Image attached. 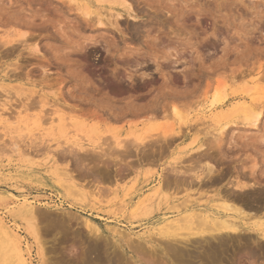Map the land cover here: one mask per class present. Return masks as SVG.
<instances>
[{
	"label": "rangeland",
	"instance_id": "obj_1",
	"mask_svg": "<svg viewBox=\"0 0 264 264\" xmlns=\"http://www.w3.org/2000/svg\"><path fill=\"white\" fill-rule=\"evenodd\" d=\"M72 1L0 0V216L32 264H108L105 247L133 264H264L254 227L214 239L175 219L217 215L218 196L264 216V0ZM239 106L261 107L255 127Z\"/></svg>",
	"mask_w": 264,
	"mask_h": 264
},
{
	"label": "bare ground",
	"instance_id": "obj_2",
	"mask_svg": "<svg viewBox=\"0 0 264 264\" xmlns=\"http://www.w3.org/2000/svg\"><path fill=\"white\" fill-rule=\"evenodd\" d=\"M69 1H72V0H69ZM98 1H105V2H108V3H111V2H113V3H115V4H120V5H122L123 7H125L126 8V10L125 11H127V10H130L129 8H130V5L127 3V0H98ZM72 2H76V1H72ZM78 4V3H77ZM80 6V8H82V13H84L83 15H87L88 17H89V15L94 11V10H89L88 9V7L86 6V5H84L83 7L81 6V4L79 5ZM119 6V5H118ZM77 8V7H76ZM124 8V9H125ZM123 9V10H124ZM96 11V10H95ZM118 13V12H117ZM94 14V13H93ZM120 14V13H119ZM118 15V14H117ZM96 16H97V14H96ZM97 19V18H96ZM100 22V21H99ZM100 23H103V22H100ZM24 36V35H23ZM260 86V85H259ZM260 88H262L263 89V87H261L260 86ZM256 89H258V87L256 88ZM260 90V89H259ZM263 92V91H262ZM226 94H225V92H224V89L223 88H215L214 90H213V92H212V94H211V97H210V100H209V105L210 106H214V107H219L220 109L222 108V106L224 105V103H225V101H226ZM254 96V95H253ZM252 96V97H253ZM259 96H260V94H259ZM262 97L264 96L263 94L261 95ZM256 98V97H255ZM259 98V97H258ZM261 98V97H260ZM259 98V99H260ZM251 101V100H250ZM249 100H248V102H250ZM248 102H246V101H244V102H242L241 101V104L242 105H246L245 106V108L248 106L249 107V105L250 104H248ZM238 103V102H237ZM240 104V105H241ZM233 106H235V105H233ZM254 106V105H253ZM261 106V105H260ZM240 107V106H239ZM255 107V106H254ZM241 108V107H240ZM251 108V107H250ZM249 108V109H250ZM238 109V108H237ZM243 111L245 110H247V109H243V108H241ZM248 109V110H249ZM260 110H256V111H252V108L250 109L251 110V112L250 111H246L247 113L249 112V115L247 116H244L245 118V121H246V123L248 124V125H251V126H253V127H255L257 124H258V122H259V120H260V118H262L261 117V115H262V112H261V107L259 108ZM253 110H255V109H253ZM53 111V110H52ZM219 111V110H218ZM236 111V110H235ZM229 112V111H228ZM245 112V113H246ZM233 113V112H232ZM1 114H3V112H1L0 113V116H1ZM230 114V113H229ZM4 115V114H3ZM9 118V117H8ZM54 119V118H53ZM53 119H51V121H53ZM67 118L66 117H63V116H60V115H58L57 116V120L58 121H61V122H63V121H65ZM69 120H71V119H69ZM61 124H63V123H61ZM68 124V123H67ZM66 125V124H65ZM246 126V125H245ZM130 142V141H129ZM134 142V141H133ZM130 144V143H129ZM134 144V143H133ZM135 146V145H134ZM198 148V147H197ZM49 149V148H48ZM200 150V149H199ZM49 151H51V150H48V153H49ZM90 152V151H89ZM202 152V151H201ZM200 152V153H201ZM198 153V152H197ZM88 155V154H87ZM204 155H205V153H204ZM203 156V155H202ZM85 159V158H84ZM46 160V159H45ZM86 164V163H85ZM207 168H206V177L208 178V175H212V177H214L215 176V174H214V176H213V167H211V166H206ZM212 173V174H211ZM64 174L65 175H68V173H66V172H64ZM176 174H177V172H176ZM203 177H205V176H203ZM206 177L205 178H203V179H206ZM210 177V176H209ZM217 177V176H216ZM202 179V178H201ZM202 179V180H203ZM209 179H211V178H209ZM239 179H241V178H239ZM170 180V179H169ZM174 180H175V178H174ZM214 179H211L209 182H210V185L208 186V187H210V186H213V184H215V185H217L216 184V182L218 181L217 179H215L216 180V182H214L213 181ZM220 180V179H219ZM168 181V180H167ZM170 182H172V181H170ZM203 182V181H202ZM228 182V181H227ZM232 182H234V184H235V186H236V188H238V193H239V190H241V191H243V190H247L248 188H249V186L248 185H250V184H248L247 185V182L245 183L244 181H236V183H235V181H232ZM183 183V182H182ZM204 184L206 183V182H203ZM208 183V182H207ZM206 183V184H207ZM232 184V183H231ZM167 185V184H166ZM233 187H234V185H232ZM251 186V185H250ZM253 187V186H252ZM174 188V187H173ZM211 189H213V187L211 188ZM215 189V188H214ZM227 189V188H226ZM231 189V188H230ZM228 190V189H227ZM250 190V189H249ZM156 191V190H155ZM154 191V192H155ZM218 191H220V190H218ZM224 192V191H223ZM225 192H227V191H225ZM233 192H235L236 193V191H233ZM237 193V194H238ZM243 193H244V191H243ZM246 193V192H245ZM226 194H231L230 193V191L228 192V193H226ZM226 194H223V195H226ZM233 194V193H232ZM236 194V195H237ZM240 194V193H239ZM223 195H221V196H223ZM240 195H242V194H240ZM239 195V196H240ZM14 196V195H13ZM232 196H234V194L232 195ZM239 196H235L234 197V199H237L236 201H239L240 199H241V196L239 197ZM244 195H242V197H243ZM1 197V196H0ZM226 197H228V196H226ZM247 197V196H246ZM245 197V198H246ZM216 198V197H215ZM240 198V199H239ZM245 198H243V199H245ZM197 199V198H196ZM230 199V198H229ZM242 199V200H243ZM210 201H213V200H215V199H213V198H211V199H209ZM227 199H225V196H223V197H220V196H218L217 198H216V202L214 203V204H212L213 205V207H215V208H217V209H219V210H222V212H219V213H216L217 215H215V214H213V215H209V214H206V213H202V211H190V212H187V213H184L183 215H180L178 218L176 217L175 219H179L178 221H180L181 219L183 220V219H187L188 221H193V219L195 220V218H196V220L198 219V221H199V223H210V224H207V225H209L208 227H207V225H206V228H208L207 230H205L207 233H209V236H211V237H214V239H215V236L216 237H219L220 235H228L227 237H229V236H231V235H233V236H235V234H237L238 235V233H240L241 234V232H240V230L242 229V226L243 227H246V228H249V227H254L255 228V230H258V231H260V233L259 234H261V237L263 236L264 237V216L263 215H261V216H259L258 215V219L255 221H252V222H248V221H246L245 219H247V220H249L250 218L252 219L253 217H252V213L254 212H251V210L249 211L251 214H249V212L247 211V210H245L246 208H248V207H246V208H244L243 209V211L244 212H248V214H246V213H244V212H242V208L243 207H237L236 206V203L235 204H233V202H232V200H233V198L231 199V202L232 203H230V200H228V201H226ZM188 201V200H187ZM235 200H234V202H236ZM244 202L246 201V200H243ZM12 203H13V205H11L10 206V208H7L8 210H9V212H11L14 216H16V217H22V215H27V217H25L24 219H23V221L25 222V226H26V229L30 232V233H32V234H36L37 232H36V228H35V226H34V222L32 221V219H33V217H32V215H33V210H34V205H33V201H31V200H29L27 197H21V198H19L18 196H15L14 198H12V201H11ZM241 202V201H240ZM240 202H238V203H240ZM240 205V204H239ZM244 205V204H243ZM245 205H247V204H245ZM250 205V204H249ZM122 206V205H121ZM211 207V206H210ZM245 207V206H244ZM250 208H252V207H250ZM249 208V209H250ZM211 211V210H210ZM38 212V211H37ZM208 212V211H207ZM143 213V212H142ZM141 213V214H142ZM214 213V212H213ZM256 213V212H255ZM140 214V213H139ZM146 214V213H145ZM254 214V213H253ZM257 214H259V213H257ZM72 215V214H71ZM255 215V214H254ZM256 216V215H255ZM254 216V217H255ZM62 217H64V216H62ZM72 217V216H71ZM134 217V216H133ZM52 218V217H51ZM67 218H69V216L67 217ZM49 219V218H48ZM175 219H172V220H175ZM250 219V220H251ZM71 221V220H70ZM75 221V220H74ZM87 222V221H86ZM170 222H171V220H170ZM183 222V221H182ZM187 222V221H186ZM88 224V223H87ZM59 225V224H58ZM12 226V225H11ZM63 226H65L64 224H63ZM89 226V225H88ZM94 226V225H93ZM172 226H174V225H172ZM54 227V226H53ZM66 227V226H65ZM38 228V227H37ZM69 228V227H68ZM88 228V227H87ZM205 228V229H206ZM90 229V228H89ZM193 229V228H192ZM53 230V229H52ZM56 230V229H55ZM60 230V229H59ZM94 230H95V228H94ZM116 230H118V228L116 229ZM198 230H200V231H204L202 228H200V229H198ZM124 231V230H123ZM166 231H168V230H166ZM199 231V232H200ZM244 231H246V230H244ZM116 232V231H115ZM118 232H122V230L120 231H118ZM123 233V232H122ZM164 233V235L166 236V235H168L169 234V232H163ZM183 233V232H182ZM185 233V232H184ZM189 233V232H188ZM243 233V232H242ZM251 233H253V232H251ZM38 234V233H37ZM79 234V233H78ZM92 234V233H91ZM176 234V233H175ZM175 234H171V235H168V237L170 236L171 238H172V240H173V238H175ZM187 234V233H186ZM197 234V233H196ZM238 235L239 237L241 236V235ZM246 234V233H245ZM93 235V234H92ZM119 235V234H118ZM120 235H122V234H120ZM119 235V236H120ZM125 235H127V238L129 239V235L126 233ZM243 235V234H242ZM253 236V235H252ZM222 237H224V236H222ZM222 237H219V238H221L222 239ZM236 237V236H235ZM238 237V238H239ZM248 237V236H247ZM260 237V236H259ZM262 237V238H263ZM226 238V237H225ZM232 238H234V237H232ZM241 238H242V236H241ZM249 238H250V236H249ZM169 239V238H168ZM227 239H229V238H227ZM240 239V238H239ZM252 239V238H251ZM180 242H181V239H178ZM186 240H189V239H186ZM196 240V239H195ZM210 240V239H209ZM163 241V240H162ZM175 241V240H174ZM184 241V240H183ZM211 241V240H210ZM214 241V240H213ZM219 241V240H218ZM125 242V241H124ZM123 242V243H124ZM167 243H168V241H166ZM165 242V243H166ZM188 242V241H187ZM254 242V241H253ZM101 243V242H100ZM170 243V242H169ZM185 243V242H184ZM203 243V242H202ZM219 243H220V241H219ZM94 244V243H93ZM127 242H125V247H127ZM182 244H183V242H182ZM196 244V243H195ZM227 244V243H226ZM249 244V243H248ZM22 239H20V237H18L16 234H15V232L13 231V229H10V226H8L6 223H5V221H4V219L0 216V264H32V261H31V259H30V253H29V251L26 253L25 251H24V249H23V247H22ZM206 245V244H205ZM240 245H242V244H240ZM226 246V245H225ZM230 246V245H229ZM42 247V246H41ZM115 247V246H114ZM113 247V248H114ZM163 247V246H162ZM168 248H167V252H168V250L170 251V248H169V246H167ZM190 247V246H189ZM199 247V246H198ZM203 247V246H202ZM217 247V246H216ZM232 247V246H231ZM129 248V247H128ZM137 248V247H136ZM172 248V247H171ZM182 248V247H181ZM181 248H180V251H181ZM187 248V247H186ZM207 248H210V247H207ZM212 248V247H211ZM210 248V249H211ZM214 248V247H213ZM256 248V247H255ZM101 249H103L102 247H101ZM130 249V248H129ZM131 249H132V247H131ZM154 249V248H153ZM201 249V248H200ZM209 249V250H210ZM243 249V248H242ZM41 250V249H40ZM136 250V249H135ZM177 250V249H176ZM192 250V249H191ZM213 250H215V249H213ZM224 250V249H223ZM244 250V249H243ZM247 250V249H246ZM87 251V250H86ZM112 251V250H111ZM183 251V250H182ZM212 251V249L209 251V252H211ZM217 250H215V252H216ZM219 251V250H218ZM251 251V250H250ZM91 252V251H90ZM102 252V251H101ZM114 251H112L110 254H109V252H108V248L107 247H105L104 249H103V253L104 254H106V256L105 257H103L105 260H107V262H108V264H133L132 263V261H130V260H125V259H121V258H119V255H117L116 256V252H115V254L113 253ZM176 252V251H175ZM177 252H179V250L177 251ZM202 252V251H201ZM223 252V251H222ZM254 252V251H253ZM129 253H130V251H129ZM171 253V252H170ZM169 253V254H170ZM179 253H181V252H179ZM179 253H177V254H179ZM200 253V252H199ZM246 253V252H245ZM97 254H98V250H97ZM100 254V253H99ZM112 254V255H111ZM135 254H137V252L135 253ZM135 254H131L130 253V259H132L133 260V262L135 263V262H142V264H148L149 262H148V260L146 259V261H145V258H143V255H142V257L141 258H138L137 256H140V255H135ZM143 254V253H142ZM147 254V253H146ZM159 254V253H158ZM164 254V253H163ZM172 254H173V252H172ZM172 254H170V255H172ZM203 254V253H202ZM205 254V253H204ZM206 254H209V253H206ZM256 254V253H255ZM91 255V254H90ZM180 255H182V254H180ZM188 255V254H187ZM197 255V254H196ZM226 255V254H225ZM246 255V254H245ZM250 255V254H249ZM99 256V255H98ZM152 255H150V257H151ZM185 256V255H184ZM183 256V257H184ZM189 256V255H188ZM198 256V255H197ZM210 256L211 255H206V257H209L210 258ZM215 257H214V259H216L217 257V255H214ZM233 256H235V255H233ZM100 257V256H99ZM121 257V256H120ZM169 257V256H168ZM190 257V256H189ZM202 257V256H201ZM205 257V256H204ZM224 257V256H223ZM228 257V256H227ZM126 258V257H125ZM142 258L144 259L143 261H142ZM152 258V257H151ZM175 258V257H174ZM194 258V257H193ZM213 257L211 256V258L210 259H212ZM220 258V257H219ZM225 258V257H224ZM184 259V258H183ZM192 259V258H191ZM210 259H207V260H210ZM213 259V260H214ZM93 260V259H92ZM161 260V259H160ZM193 260V259H192ZM197 260H199V259H197ZM98 261V260H97ZM101 261V260H100ZM151 263H152V261L151 260H149ZM184 261H187L186 259H184ZM205 261V260H204ZM203 261V262H204ZM96 262V261H95ZM146 262V263H145ZM179 262V261H178ZM189 262H191V261H189ZM206 262H208V261H206ZM97 263V262H96ZM95 263V264H96ZM150 263V264H151ZM154 263V262H153ZM152 263V264H153ZM163 263V262H162ZM209 263V262H208ZM241 263V262H240ZM44 264V263H43ZM104 264V263H103ZM107 264V263H106ZM212 264V263H211ZM214 264V263H213ZM221 264V263H220Z\"/></svg>",
	"mask_w": 264,
	"mask_h": 264
}]
</instances>
